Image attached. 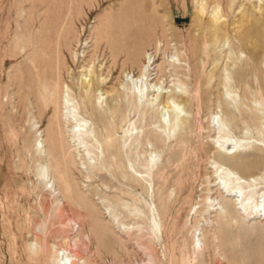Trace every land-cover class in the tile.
I'll return each instance as SVG.
<instances>
[{
	"label": "rangeland",
	"instance_id": "obj_1",
	"mask_svg": "<svg viewBox=\"0 0 264 264\" xmlns=\"http://www.w3.org/2000/svg\"><path fill=\"white\" fill-rule=\"evenodd\" d=\"M117 7L137 11L129 26L107 23ZM148 24L150 109L136 107L146 76L117 35ZM220 119L250 145L219 151ZM219 168L253 184L257 216L220 190ZM263 194L264 0H0V264H264Z\"/></svg>",
	"mask_w": 264,
	"mask_h": 264
},
{
	"label": "bare ground",
	"instance_id": "obj_2",
	"mask_svg": "<svg viewBox=\"0 0 264 264\" xmlns=\"http://www.w3.org/2000/svg\"><path fill=\"white\" fill-rule=\"evenodd\" d=\"M144 2V1H143ZM151 2H152V0H151ZM154 2V1H153ZM141 3V2H140ZM140 3H138V4H140ZM137 4V3H136ZM146 4L147 3H145V6H146ZM150 4V3H149ZM148 4V5H149ZM153 4V3H152ZM129 5V4H128ZM127 5V6H128ZM132 6V5H131ZM140 7H142L141 6V4L139 5ZM139 6H137L136 5V8L137 7H139ZM156 6V5H155ZM155 6H152V7H150L149 9H152V10H149V11H147V14L149 13L150 15H152V12H150V11H153V8H156ZM129 8H130V6H128ZM134 7H135V5H134ZM134 7H133V9H134ZM139 7V8H140ZM144 7V6H143ZM142 7V8H143ZM137 8V11L138 12H140L141 13V10L140 9H142V8ZM146 8H147V6H146ZM127 9V8H126ZM124 10V9H120V8H118L117 7V10H115V9H113V11H112V14H111V16H110V20H109V22H107L108 24H109V26L112 28V26L113 25H115V16L116 17H120V19H122V20H120V21H122L118 26L121 28V24H123L124 22H125V24H126V22L128 21V18H130V16H132V15H134L137 11L135 10V11H133V10H130V11H127V10ZM143 10H144V8H143ZM142 10V11H143ZM147 10V9H146ZM146 10H145V12H146ZM157 10V9H156ZM156 10H154V14L153 15H155V14H157L156 13ZM157 12H159V11H157ZM140 13H138V16H139V14ZM148 14V15H149ZM159 14V13H158ZM157 14V15H158ZM119 15V16H118ZM199 14H197V16H198ZM137 16V17H138ZM141 16V15H140ZM156 16V15H155ZM162 16V15H161ZM160 16V17H161ZM201 16V15H200ZM142 17V16H141ZM150 19H153V18H151L150 16H148ZM154 17V16H153ZM157 17V16H156ZM216 17V16H215ZM148 18V20H150ZM163 18V17H162ZM197 18V17H196ZM147 19V18H146ZM156 19V18H155ZM131 20H132V18H131ZM133 20H134V18H133ZM154 20V19H153ZM153 20H150V21H153ZM202 20V19H201ZM136 21H137V19H136ZM140 21V20H139ZM147 21V20H146ZM162 21V20H161ZM129 22V21H128ZM127 22V26H129L128 23ZM148 22V21H147ZM155 23V25H156V23H157V21H154ZM158 22H160V21H158ZM202 23V22H201ZM151 24V23H150ZM152 24H153V22H152ZM152 24H151V26H152ZM153 24V25H154ZM162 24V23H161ZM160 24V25H161ZM208 24V23H207ZM225 24V23H224ZM154 25V26H155ZM221 25V24H220ZM219 25V23H216L215 21H214V23L213 22H211V24L209 25V27H208V32L212 35V37L214 38L217 34L216 33H218V31L220 30L221 31V29H220V26ZM130 26H132V25H130ZM148 27V31L146 32V33H148V34H144V29H146L147 30V28H135V29H132V31H131V33L129 32V31H127L126 29H123V30H121L120 29V32H118L117 33V35H122L123 36V39L125 40V42H124V44L120 47V51L121 50H123V52H124V57H125V60L126 61H130V65H133V66H136L137 67V69H139V74L137 75V77H139V76H141L142 74H144L145 76H146V78H145V81L144 82H141V85H138V88H137V90L135 89V88H133V89H131V91H132V95H133V99L135 100V104H136V107H138L139 105H142V106H144V107H147L148 109H150V105H151V103H152V98H150L149 97V95L151 94V95H153V96H157L158 94H160L159 92V90L158 89H155V88H150L149 87V81L151 80L150 78H149V76L152 74V73H150V71H145V68L147 67V62H149V60L147 61V62H145V63H143V64H141V61H140V59L142 58L141 56H142V54L140 53V50H141V48H142V46L144 45V43H146L147 42V37H149L150 36V29L153 27V29H151V31L153 30H156V28L154 29V26H150L149 24L147 25ZM157 26V25H156ZM208 26V25H207ZM142 27V26H141ZM151 27V28H150ZM130 29H131V27H129ZM162 28H164L163 26H162ZM207 28V27H206ZM206 28H204V29H206ZM222 28H225V26L223 27V25H222ZM129 30V29H128ZM159 30H161V29H159ZM203 30V29H202ZM102 32V31H101ZM152 33V32H151ZM221 33V32H220ZM162 34V33H161ZM160 34V35H161ZM163 34H165V32H163ZM58 35V34H57ZM149 35V36H148ZM221 35V34H220ZM146 37V38H145ZM156 37V36H155ZM194 37V36H193ZM197 37V36H196ZM195 38V37H194ZM197 39H198V37H197ZM197 39H195V40H197ZM149 40V39H148ZM190 40V39H189ZM194 40V41H195ZM210 40H212V38H210ZM146 41V42H145ZM154 41V40H153ZM104 47V46H103ZM107 47H109L108 46V43H107ZM202 47V46H201ZM202 49V48H201ZM34 50V49H33ZM144 50V49H143ZM55 51H56V49H55ZM58 51V50H57ZM141 52H142V50H141ZM144 53H145V51H144ZM140 54H141V56H140ZM146 54V53H145ZM122 55H123V53H122ZM199 55H200V53H199ZM123 57V56H122ZM58 58V57H57ZM51 59V58H50ZM124 59V58H123ZM58 60V59H57ZM56 60V62H58ZM74 60V59H73ZM72 60V61H73ZM54 62V61H53ZM125 63V62H124ZM54 65V64H53ZM56 65H57V67H58V64L56 63L55 64V71H58L57 70V67H56ZM122 65V64H121ZM149 66V65H148ZM149 68V67H148ZM201 68V67H200ZM203 70V69H202ZM54 72V71H53ZM122 72L124 73V71L122 70ZM201 72V71H200ZM50 73V72H49ZM53 74V73H52ZM61 76V75H60ZM199 76V75H198ZM155 77V76H154ZM105 78V77H104ZM198 78V77H197ZM47 79H48V77H47ZM98 79H100V78H98ZM125 79L126 78H124V74L122 75V82H125ZM140 79H142L143 80V77H141ZM150 79V80H149ZM51 80V79H50ZM94 80V79H93ZM99 82V81H98ZM101 82V81H100ZM45 84H47L46 83V80H45V82H44ZM57 85H58V83H57ZM82 85V84H81ZM130 85V87L132 88V86H131V83L129 84ZM228 85V84H227ZM46 86V85H45ZM49 86H51L52 87V85H50L49 84ZM46 88H47V86L44 88L45 90H46ZM85 89H86V87H84ZM47 89H49V88H47ZM56 91H58V90H56ZM123 91V90H122ZM53 92H54V89H53ZM126 92V91H125ZM49 94V93H48ZM57 95V94H56ZM62 95V94H61ZM55 97V96H54ZM58 97V96H57ZM59 97H60V95H59ZM58 97V98H59ZM69 97V96H68ZM61 98V104H62V106H63V96H61L60 97ZM88 98V97H87ZM56 99V98H55ZM65 99H67V98H65ZM67 100H69V99H67ZM66 100V101H67ZM234 100V99H233ZM57 101V100H56ZM60 101V100H59ZM233 102V101H232ZM235 102V101H234ZM58 104V103H57ZM60 104V105H61ZM70 104V103H69ZM230 104H231V102H230ZM70 106V105H69ZM57 108V107H56ZM72 109H75V108H72ZM71 109V110H72ZM230 109V108H229ZM60 110H61V108H60ZM76 110V109H75ZM143 112V111H142ZM61 115H62V117L64 118V119H66V120H70V122H71V129H69V131L71 132V135L73 136V137H75V140H77L78 141V143L80 144V146H82V147H84L85 148V151H86V153H85V155L88 157V158H92L94 161H96V162H99L101 159H100V154H99V152L98 151H96V150H94L95 148L93 147V145H91V144H89L88 142H87V140H88V138H89V136H90V132L92 131V129L91 128H88V126L87 127H84V123H82L83 121H84V119H82V118H80V117H78L77 116V114H76V111H74V110H72V111H68V110H64V106L62 107V110H61ZM104 117V116H103ZM143 117V113L139 116V118H142ZM231 119V118H230ZM234 119V118H233ZM65 120V121H66ZM81 120H83V121H81ZM140 120V119H139ZM180 120H181V118H180V113L178 112V111H174V115H173V120H172V122L170 123V125H168V127H166V130H164V136H170V135H173V134H175L176 133V131L178 130V126H179V122H180ZM225 120V121H224ZM224 120H218L217 121V123H216V125H215V128H216V130H217V132L219 133V136H218V138L213 142V144H214V146L219 150V151H224V152H226V153H231V152H233V151H237V150H240V149H243L244 147H247L248 145H250V143L251 142H249V141H246V140H240V139H235V140H233V139H231V137L229 136V134L227 133V130H228V128H227V126H226V121L228 120H226V119H224ZM135 123V122H134ZM228 124H229V122H228ZM227 124V125H228ZM74 126H77V128L75 127L74 128ZM51 129H52V127H51ZM130 129V128H129ZM126 132V131H125ZM128 132V131H127ZM126 132V133H127ZM130 132V131H129ZM128 134V133H127ZM57 136V135H56ZM72 137V138H73ZM59 138V137H58ZM60 139V138H59ZM133 141V140H132ZM90 142V141H89ZM131 143H133V142H131ZM87 145V146H86ZM123 145H125V143L123 144ZM135 145V144H134ZM132 146V145H131ZM62 148V147H61ZM133 148V147H132ZM225 148H226V150H225ZM129 150H130V148H129ZM54 151V150H53ZM127 151V150H126ZM125 151V152H126ZM129 152V151H128ZM45 153V152H44ZM127 153V152H126ZM126 155V154H125ZM124 156V155H123ZM128 157H129V155H127ZM131 156V155H130ZM225 157V156H224ZM135 158V157H134ZM127 159V158H126ZM103 160V159H102ZM101 160V161H102ZM237 161V160H236ZM88 162V161H87ZM133 160L131 159L128 163H126V167H127V169H129V168H131L132 166H133ZM89 163V162H88ZM102 163V162H101ZM154 163H155V159H153L152 157L151 158H147V160H146V162L144 163V166H145V172H147V173H149V171L151 170V168L153 167V165H154ZM234 163V162H233ZM237 163V162H236ZM99 164V163H98ZM238 164V163H237ZM103 166V165H102ZM238 166V165H237ZM221 168H219V169H216L215 170V172L217 173V176H216V179H218L219 181H218V186H219V188H220V190L223 192V193H225V191L226 192H228L227 193V195L228 196H231L232 198H233V203L235 204V208L237 209V210H239L240 212H242L243 214H245V213H247V214H254V215H256L258 212V203H256V204H254V203H252V198H254V189H253V184L249 181V183H245V184H243L242 183V181H240V180H238L237 179V177H235V176H233L231 173H230V171H227V170H220ZM143 171V170H142ZM145 172L143 171V173L145 174ZM38 174V176L40 177L39 179H41V177H42V175L38 172L37 173ZM68 185V184H67ZM263 193V192H262ZM264 195V194H263ZM253 201H254V199H253ZM262 201V200H261ZM257 202V201H256ZM263 202V201H262ZM226 208V207H225ZM109 211V210H108ZM110 212H113L112 210L110 211ZM111 214V213H110ZM242 214V215H243ZM257 216V215H256ZM116 217V216H115ZM224 224V223H223ZM152 225V224H151ZM60 259H62V258H59L58 259V263L57 264H61L60 263ZM69 264H74V261L73 260H70V262H69Z\"/></svg>",
	"mask_w": 264,
	"mask_h": 264
},
{
	"label": "water",
	"instance_id": "obj_3",
	"mask_svg": "<svg viewBox=\"0 0 264 264\" xmlns=\"http://www.w3.org/2000/svg\"><path fill=\"white\" fill-rule=\"evenodd\" d=\"M177 20H178V21H180V20H185V18H177Z\"/></svg>",
	"mask_w": 264,
	"mask_h": 264
}]
</instances>
